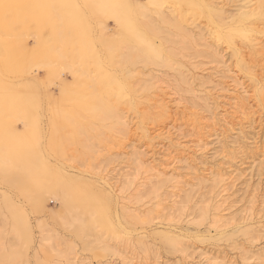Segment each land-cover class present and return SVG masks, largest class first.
Instances as JSON below:
<instances>
[{
  "label": "rangeland",
  "instance_id": "rangeland-1",
  "mask_svg": "<svg viewBox=\"0 0 264 264\" xmlns=\"http://www.w3.org/2000/svg\"><path fill=\"white\" fill-rule=\"evenodd\" d=\"M15 1L0 264H264V0Z\"/></svg>",
  "mask_w": 264,
  "mask_h": 264
},
{
  "label": "bare ground",
  "instance_id": "bare-ground-1",
  "mask_svg": "<svg viewBox=\"0 0 264 264\" xmlns=\"http://www.w3.org/2000/svg\"><path fill=\"white\" fill-rule=\"evenodd\" d=\"M9 1V0H8ZM17 1V0H16ZM15 1V2H16ZM21 1H23V0H21ZM70 1V0H69ZM2 2V1H1ZM19 2V1H18ZM17 2V5L19 4V3H21V2H19L18 3ZM52 2H54V3H56V0H34V5L35 6H39V5H42V6H46L48 9H46V10H41V11H39L38 12V15H37V20L39 21V22H42V23H45V22H48V19H50L51 18V11L49 10V8L52 6L51 5V3ZM31 3V2H30ZM258 6L260 7V6H262L263 5V0H258ZM68 4V3H67ZM68 5H70V4H68ZM67 5V6H68ZM73 5V4H72ZM20 6V5H19ZM27 7V6H26ZM29 7V6H28ZM27 7V8H28ZM54 7V6H53ZM70 7V6H69ZM74 8H75V6H74ZM73 8V9H74ZM257 8H255V10H256ZM260 9V8H259ZM69 10V9H68ZM72 10V9H71ZM76 10V9H75ZM78 10V9H77ZM76 10V11H77ZM75 11V12H76ZM253 11H254V9H253ZM70 12V11H69ZM78 12V11H77ZM76 12V13H77ZM21 13V12H20ZM73 14V13H72ZM78 14V13H77ZM20 15V14H19ZM74 20V19H73ZM24 22V21H23ZM77 23V22H76ZM8 24V23H7ZM11 26V25H10ZM9 25H8V27H10ZM6 27V26H5ZM261 45V44H260ZM264 48V47H263ZM263 48H261L262 50H264ZM263 52V51H262ZM11 56V55H10ZM154 87V86H153ZM158 89V88H157ZM160 89V88H159ZM163 90V89H162ZM159 92V91H158ZM158 96H160L159 94H158ZM158 98V97H157ZM160 98V97H159ZM162 99V98H161ZM163 104H161V106H162ZM166 105V104H165ZM164 105V106H165ZM164 106H163V108H164ZM162 108V107H161ZM163 108H162V110H163ZM161 110V111H162ZM165 110V109H164ZM166 110H167V108H166ZM167 112V111H166ZM161 113H163V111L161 112ZM155 131V130H154ZM140 158H142V157H140ZM137 160H141V159H139V157H138V159ZM142 161V160H141ZM144 161V160H143ZM143 163V162H142ZM141 162L139 163V164H142ZM150 167V166H149ZM149 167H145V169L146 168H148V169H153L152 167L151 168H149ZM144 169V170H145ZM147 170V169H146ZM148 171V170H147ZM94 202V201H93ZM92 202V203H93ZM98 204H99V202H98ZM104 205V204H103ZM163 210V209H162Z\"/></svg>",
  "mask_w": 264,
  "mask_h": 264
}]
</instances>
